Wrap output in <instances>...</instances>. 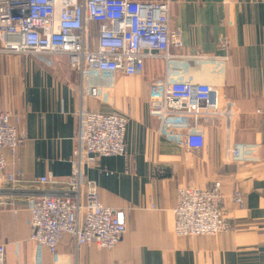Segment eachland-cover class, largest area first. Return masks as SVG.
Here are the masks:
<instances>
[{
    "label": "crops",
    "instance_id": "crops-1",
    "mask_svg": "<svg viewBox=\"0 0 264 264\" xmlns=\"http://www.w3.org/2000/svg\"><path fill=\"white\" fill-rule=\"evenodd\" d=\"M170 1L171 26L182 32V46L172 48L179 57L170 64L148 59L141 77L90 79L102 88L101 99H82L80 75L66 56L0 52V109L19 114L17 125L25 134L15 155L6 151L7 168L21 170L25 183L50 173L56 185L64 184L73 167L82 106L129 119L127 154L100 157L86 168L102 203L126 210L122 240L112 249H98L77 247L66 236L56 256L28 240L29 264H264V0ZM98 28L88 24L92 47ZM167 70L171 80L215 85L233 103L229 125L222 118L194 122L193 129L205 135L203 153L161 135L160 122L150 113V86ZM233 145H241L239 161L229 159ZM218 180L232 228L216 235L177 234L178 190ZM236 188L244 208L233 201ZM17 207V215L0 213V243L7 246L20 245L30 234L26 206ZM9 264H14L10 257Z\"/></svg>",
    "mask_w": 264,
    "mask_h": 264
},
{
    "label": "built area",
    "instance_id": "built-area-1",
    "mask_svg": "<svg viewBox=\"0 0 264 264\" xmlns=\"http://www.w3.org/2000/svg\"><path fill=\"white\" fill-rule=\"evenodd\" d=\"M99 25L95 47L88 24ZM226 44V39L223 40ZM182 46L180 28L171 26L170 0H0V52L35 56H66L81 78V97L103 98L102 88L90 79L114 80L118 74L141 77L147 60L163 58L170 64L172 48ZM208 56L195 57L209 59ZM150 113L159 133L180 138L184 146L203 153L205 135L193 129L199 119L235 117L233 103L212 84L194 80H163L150 86ZM73 167L63 185L52 174L30 184L21 170H8L6 151L15 155L25 134L17 125L22 117L0 109V213H19L26 206L29 241L58 254L66 236L75 245L112 249L127 232L125 209L102 203L98 185L86 168L100 157L127 154L129 119L120 113H101L81 107ZM13 119L17 121L15 124ZM229 159L242 158L241 145L228 148ZM174 228L182 236L216 235L232 228L226 216L222 182L178 190ZM233 201L244 208L239 188ZM7 245L0 243V264L7 263Z\"/></svg>",
    "mask_w": 264,
    "mask_h": 264
},
{
    "label": "rangeland",
    "instance_id": "rangeland-1",
    "mask_svg": "<svg viewBox=\"0 0 264 264\" xmlns=\"http://www.w3.org/2000/svg\"><path fill=\"white\" fill-rule=\"evenodd\" d=\"M222 120L225 122V124L227 125L226 119L224 117H221ZM28 212V211H27ZM4 214L6 215H10L12 213L10 212H4ZM29 225V224H28ZM29 236L27 237L26 240H24V244L21 243L20 245H11V246H7V263L9 264V257L12 259V261L14 262V264H29L31 263L29 261V257L28 256V252L30 250V246L32 247L31 243H29ZM33 249V247H32ZM31 252V250H30Z\"/></svg>",
    "mask_w": 264,
    "mask_h": 264
}]
</instances>
